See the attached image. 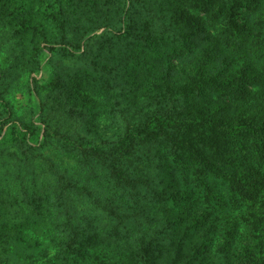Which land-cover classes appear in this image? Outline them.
Listing matches in <instances>:
<instances>
[{"label":"rangeland","instance_id":"1","mask_svg":"<svg viewBox=\"0 0 264 264\" xmlns=\"http://www.w3.org/2000/svg\"><path fill=\"white\" fill-rule=\"evenodd\" d=\"M28 1H24V6L20 4L21 10L51 11L57 7L54 0ZM128 1L131 4L134 0H126L124 10L129 7ZM140 2L145 6L131 4L132 12L128 14L134 18L132 27L135 29L131 35L117 39L114 36L117 29L122 28V22L115 0H64V45L69 46L68 50L76 54L81 48L82 52L87 40L103 32L111 33L110 38L96 39L88 61L78 67L65 61L70 65L67 66L60 57L52 56V49L64 48L63 44L40 42L39 50L44 56L39 72L7 78L0 90L8 93L2 97L13 105L19 116L28 111V108L21 109L23 105L30 108L22 94L34 89V81L52 77L45 68L51 58L54 66L51 71L57 74L60 84L57 90L62 93L60 97L68 100L69 108L65 112L69 119L58 118L52 113L47 118H54L53 122L58 125L51 128L53 123L49 121V127L62 128L63 134L82 131L91 141L113 140L119 131L120 122L116 118L119 106L137 108L135 120L141 122L162 100L176 101L181 106L180 120L184 122L175 133L178 144L157 142L143 146L142 156L138 157L137 153L134 157L151 175L147 187L131 198L136 204L129 208L131 221L126 228L133 227V221L148 220L143 229L148 256L154 257L153 264H165L166 254L173 259V264H239L242 258L254 260L264 254V132L233 136L200 134L207 120L235 127L257 124L264 116V10L249 14L236 0H218L213 22L207 21L203 27H190V32L180 38L187 29L185 25L176 27L173 17L184 10L188 14L186 18H194L196 11L189 0ZM227 9H232L233 19L244 25L243 35L238 39L242 43L238 46L232 32V28L236 30L237 27L226 26L224 30V24L216 23H226ZM148 10L154 11L148 13ZM158 10L161 13L157 15ZM21 22L13 20V28H10L14 44H31V40L25 42V37L15 27ZM212 35L219 38L211 39ZM35 43L37 41L33 40L31 45ZM244 45L248 47L246 51L238 52ZM20 48L23 51V45ZM230 50L236 52L232 54ZM155 61L159 64L152 66ZM126 68L129 69L128 81L113 90L117 94L110 91V81ZM230 73L237 81L251 82L255 87L253 93L245 95L224 86L221 78L227 76L228 80ZM205 77L212 78L203 80ZM244 77L248 79H242ZM160 78H164L163 81H158ZM214 78L220 81L211 85ZM164 81L168 85L163 86ZM196 85L202 87L197 89ZM46 91L41 92L45 94ZM44 101L49 108L53 107L57 101L56 92L49 98H41V102ZM32 104L34 123L43 129L46 125L37 121V108ZM73 115L75 119L70 118ZM3 148L2 152L7 155L10 149ZM52 154L58 151L45 150L44 157L55 163L58 160ZM6 165L9 166L0 167V219L6 215L12 222L22 225L31 216L32 222L28 227L18 228L22 230L15 235L21 242L0 245L2 264H64L55 254L54 245L48 244L47 234L51 232L41 222L42 218L52 216V210L47 209L44 198L27 188L29 169L24 170L28 166H19L24 171L25 187L12 189V196H8L3 193L5 179L13 180L15 172L20 170L11 162ZM243 192L246 198L241 199L239 196ZM13 197L14 204L10 201ZM176 231L179 234L174 233ZM118 235L121 243L113 244L117 251L134 240V235L126 229ZM166 236L172 242L167 248L157 244ZM177 243L180 246H176Z\"/></svg>","mask_w":264,"mask_h":264},{"label":"trees","instance_id":"2","mask_svg":"<svg viewBox=\"0 0 264 264\" xmlns=\"http://www.w3.org/2000/svg\"><path fill=\"white\" fill-rule=\"evenodd\" d=\"M24 1L29 2L28 0H0V89L10 76L18 78L22 73L37 74L39 72L40 63L44 56L39 50L40 42L64 45V0H54L53 3L57 4V7L51 11H41L40 9L29 11L27 8L21 10L20 4L24 6ZM49 1L47 0V2ZM217 1L189 0V4L196 11L194 13L195 19L190 16L186 18L185 16L188 14L184 10L179 11L173 17V21L177 23L176 27L185 25L187 29L179 37L182 38L185 33H189L190 27L195 25H202L203 27L207 21L212 23ZM236 1L237 5L246 9L249 14L264 10V0ZM115 2L119 6L117 11L122 22V28L117 29V34L114 36L119 39L121 36L131 35V31L135 29L132 27L134 18L128 15L129 12H132L131 4H140L141 7L145 5L140 0H134L131 4L128 1L129 7L124 10L125 5H127L126 0H115ZM39 3L42 4L43 1H39ZM183 6L182 3L179 5L180 10ZM153 11L151 10V12ZM160 13L161 11H156L157 15ZM227 14L229 16L226 23L223 21L216 23L224 24V30H226V26L232 27L234 25L237 27L236 30L232 28V32L235 34V44L238 46L242 43H239L238 39L243 35L242 27L244 25L233 19L232 9L228 10ZM13 20L22 21L20 26L15 27H17L20 35L25 37V42L31 40L32 44V41L35 40L37 43L34 45L22 42L20 45L14 44L15 40L10 33V28H13ZM191 20L193 21L190 23ZM183 22L190 24H182ZM43 24L47 25L48 28ZM110 35L111 33L106 34L104 32L98 36L94 35L93 38L85 42L86 45L82 52L79 48L76 54L68 50L67 44L64 45V48L55 47L52 49L54 53L52 56L60 57L67 66L70 65L66 64L65 61L78 67L88 61L87 56L93 52L91 46L95 45L98 40L109 39ZM210 38L218 39L219 37L212 35ZM22 45L23 51L20 48ZM246 47L244 45V49H239L238 52L246 51L248 48ZM230 52L234 54L236 50H230ZM157 64L159 61L153 62L152 66ZM53 67V60L49 58L45 68L52 77H43L44 80L41 82L34 81L35 90L32 88L26 94H22L26 98V103L29 101L30 108L32 102L33 107L37 108V121L46 125L43 129L35 125L32 108L23 105L21 109L28 108V111H24L19 116L13 105L2 97L8 91L0 90V167L9 166L6 165L8 162L14 166L18 165L16 166L18 170H20L19 166H28L24 170L29 169L27 188L44 198L47 201L46 205L48 204L47 209L52 210V218L50 216L44 217L41 222L47 231L51 232V234H47L50 241L48 244L54 245L52 248L55 250V254L64 264H153L151 260L154 257L148 256L143 229L148 220L133 221V227L126 228V224L131 221L129 208L136 204L135 201H131V198L139 194L142 188L147 187L148 177L151 175L147 171L149 169L143 167L142 163L135 160L134 157L137 153L138 157L142 156L140 149L143 146L157 142H165L168 145L178 144L176 142L178 137L175 133L184 125V122L180 120L182 119L181 106L176 104V101L164 99L158 106L149 110V115L141 122L135 120L138 115L137 108L130 109V106H119L116 110V118L120 122L119 131L113 140L91 141L82 131L80 134L74 135L72 133L63 134L62 128L51 129L55 128L58 122H53L54 118H47L48 115L55 113L58 118L62 116L63 119H69L65 112L67 107L69 108V105L66 104L68 100L65 96L60 97L62 93L57 90L60 84L57 74L51 71ZM234 69L238 70L236 67ZM128 77L129 69L121 70L110 81V91L123 87L122 85L128 81ZM48 78L49 80H46ZM209 78L212 77H205L203 80ZM163 79L160 78L158 81H163ZM221 79H224V86L228 85L232 91L241 92L245 95L253 93L255 88L251 82L234 79L233 73H230L228 80L227 76ZM242 79L247 80L248 78ZM217 81L220 79L214 78L210 81L211 85ZM165 85H168L167 81L163 82V86ZM196 86L197 89L202 87L201 85ZM45 90L47 91L43 94L41 91ZM55 92L57 101H54L53 107L49 108L45 101L41 102V98H49ZM113 92L117 94L116 91ZM61 111H64V114ZM132 113H136V115L133 116ZM70 118L75 119V116ZM49 121L53 123L51 128L48 124ZM207 121L200 135H261L264 132V116H261V120L257 124H244L235 127L219 121ZM59 125L63 127V124ZM53 143L55 144L53 145ZM3 147L10 149L7 155L2 152ZM45 150L58 151V154H52L58 161L55 163L47 161L44 157ZM24 171L15 172L16 176L13 180L5 179L6 188L3 193L12 196V189L23 185L26 181ZM239 198H246L245 192ZM10 201L13 204L16 203L14 197ZM30 217L26 218L25 224L20 225V222H12L4 215V219H0V228H4V231L0 229V233H2L0 245L9 244L12 241L21 242V239L17 238L15 234L22 230L18 229L19 227L30 226L29 224L32 222L29 220ZM123 229H126L130 235H134V240L126 242V247L117 251L113 244L121 243L118 239V232L123 231ZM91 230H102L107 234H103L102 231L89 234L88 231ZM111 233L114 234V237L111 236ZM174 233L179 234L177 231ZM99 236L100 241L97 242ZM168 239L166 236L157 244L167 248L172 245ZM176 246H180V243H177ZM9 255L15 254L10 253ZM2 260L0 252V264H2ZM113 260L117 261L113 262ZM163 261L165 264H173V259L168 254L163 257ZM238 263L264 264V254L254 260L242 258Z\"/></svg>","mask_w":264,"mask_h":264}]
</instances>
